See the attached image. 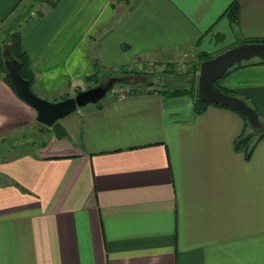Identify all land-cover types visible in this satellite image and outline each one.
I'll return each instance as SVG.
<instances>
[{"label":"crops","instance_id":"0c3cea01","mask_svg":"<svg viewBox=\"0 0 264 264\" xmlns=\"http://www.w3.org/2000/svg\"><path fill=\"white\" fill-rule=\"evenodd\" d=\"M33 1L0 0L7 57L6 31ZM235 1L61 0L22 28L34 93L59 102L90 89L101 68L264 38V0H238L232 24ZM221 86L264 127V65ZM140 87L60 121L64 139L40 129L35 151L10 155L39 125L0 79V151L12 144L0 158V264H264V138L247 158L235 146L251 133L238 113L211 105L196 115L190 96Z\"/></svg>","mask_w":264,"mask_h":264},{"label":"water","instance_id":"95a60500","mask_svg":"<svg viewBox=\"0 0 264 264\" xmlns=\"http://www.w3.org/2000/svg\"><path fill=\"white\" fill-rule=\"evenodd\" d=\"M254 58L264 60V43L242 44L202 62L198 78V95L204 102L232 107L247 118L252 128L259 130L261 123L254 108L244 100L222 92L216 86L234 66ZM5 65L17 95L37 112V121L48 128L53 127L57 122L62 121L80 108L100 103L117 81L116 78H113L107 86L88 89L59 102H50L32 91L29 83L20 74L19 62L7 60Z\"/></svg>","mask_w":264,"mask_h":264},{"label":"rangeland","instance_id":"374dc122","mask_svg":"<svg viewBox=\"0 0 264 264\" xmlns=\"http://www.w3.org/2000/svg\"><path fill=\"white\" fill-rule=\"evenodd\" d=\"M32 4L33 8L29 10L33 13H36L37 10H43L46 12L49 9L47 4L43 5L37 1H33ZM232 47L234 46H231L230 48ZM202 53L205 52L183 51L177 54H165L162 56L145 57L142 59L139 58L138 63L141 62V66L138 67L137 65L131 71H126L127 69L125 68L120 69L118 72L107 73L101 68L99 75L94 78V81H89L88 85L90 89L99 86H107L111 79L116 78L117 81L115 82L113 89L107 94L106 98H110L114 91L118 92L120 96L121 94H124V91L132 88H141L140 86H143V84L146 85V88H155L154 90L163 88V85L171 90L190 89L192 86L198 89L199 70L201 63L204 62L201 60ZM219 53L221 52L207 54L211 57H215L219 55ZM250 61L256 62L258 59L254 58ZM79 110H82V108ZM36 128L37 129L31 130V132L27 134H20L15 137V142H13V147H15V149L10 150V155H18L23 152H33L36 150L35 144L41 141L39 130L42 129L40 126ZM248 130V132L255 133L254 128H251V126H248ZM45 134L48 136L50 131H47ZM11 145V143H7L3 146L0 151V158L3 156L6 157Z\"/></svg>","mask_w":264,"mask_h":264},{"label":"trees","instance_id":"16d2710c","mask_svg":"<svg viewBox=\"0 0 264 264\" xmlns=\"http://www.w3.org/2000/svg\"><path fill=\"white\" fill-rule=\"evenodd\" d=\"M37 2L41 4H47L49 6V9L53 10L55 9L58 4L60 3L61 0H36ZM44 12L43 11H37L36 13H33L32 11L28 10L26 13L20 14L19 16H16L15 19L13 20L12 24L6 31V39L4 43L9 44V56L7 57L4 51V48H0V79L4 80L11 88L14 89V86L11 83V80L8 75V71L5 65V62L7 60H16L17 62L20 63V74L25 79L32 91L33 90V85L35 81V75L34 72L31 68L30 65V59L28 54L24 51L22 47V28L24 25L32 21L33 19L37 17H44ZM226 16L229 18L232 24H237L239 21V3L238 0L235 1L227 10ZM251 43H264V38H249V39H244L241 42H239L236 46L242 45V44H251ZM233 48V47H232ZM213 57L208 55L207 53H202L201 54V60L206 61L210 60ZM250 65H264V60L258 59V61L253 62V61H245L242 62L241 64H238L234 66L232 69H230L225 77L229 75L233 70L238 69V68H243L245 66H250ZM100 70L97 71V73L94 75V77L88 79V81L94 80L99 75ZM224 77V78H225ZM223 78V79H224ZM222 79V80H223ZM221 81H219L216 86L224 93L225 92L224 88L221 86ZM163 90H161L159 93L165 95L168 98L172 97H179V96H190L191 98L194 99V112L196 115L203 114L209 106H216V107H221L225 108L231 111H234L238 113L246 122L247 127L250 126L249 122L247 121V118L233 109L232 107H227L223 105H215V104H210L207 102H204L198 95V89L196 87H191L190 89H167L165 85ZM15 90V89H14ZM140 92L139 88H132L130 90L124 91V94L129 95V94H136ZM36 94V93H35ZM230 94V93H227ZM37 95V94H36ZM116 95V94H115ZM119 96V93L117 94ZM103 102V100H102ZM102 102L98 103L101 104ZM249 106L253 107L252 104L246 102ZM254 108V107H253ZM255 109V108H254ZM256 110V109H255ZM38 125L45 131H53L55 135L61 139H64L67 137V133L65 129L63 128L61 122H57L53 127L48 128V127H43L40 123ZM252 128V127H251ZM255 133H250L247 134L244 132L237 140L235 146L236 149L239 151H245L247 154V158H250L253 151L255 150L256 146L258 145L259 141L264 138V127H261V129L256 130L254 129ZM6 179L9 184L11 185H16L13 181L9 180L7 177H2Z\"/></svg>","mask_w":264,"mask_h":264}]
</instances>
